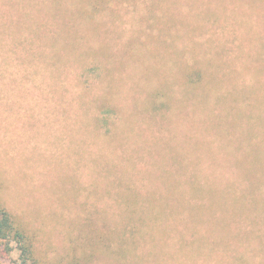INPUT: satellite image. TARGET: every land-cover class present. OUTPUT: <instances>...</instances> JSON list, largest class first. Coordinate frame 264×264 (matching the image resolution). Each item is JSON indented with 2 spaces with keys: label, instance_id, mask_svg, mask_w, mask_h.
I'll use <instances>...</instances> for the list:
<instances>
[{
  "label": "rangeland",
  "instance_id": "rangeland-1",
  "mask_svg": "<svg viewBox=\"0 0 264 264\" xmlns=\"http://www.w3.org/2000/svg\"><path fill=\"white\" fill-rule=\"evenodd\" d=\"M76 1L0 0V204L32 236L33 264H264V223L123 198L125 184L143 195L166 192L149 181L155 164L161 156L171 162L175 146L198 133L186 116L192 95L177 85V107L162 117L146 110V86L173 83L174 74L157 67L160 58L146 45L169 34L180 36L183 62L209 52L224 82L195 90L199 99L231 90L230 72L247 66V99L255 103L264 99V0H165L145 15L134 13L151 0H129L99 14V24H79ZM55 9L60 28L69 24L73 34L61 37L55 21L41 27L39 18ZM160 10L166 27L153 17ZM74 35L76 55L47 39L66 44ZM95 48L101 51L91 56ZM92 62L102 69L87 82L81 74ZM221 105L213 110L229 104ZM103 106L119 116L114 139L94 124ZM245 128L242 122L236 135ZM209 162L201 163L207 174ZM12 256L7 264H23L18 250Z\"/></svg>",
  "mask_w": 264,
  "mask_h": 264
},
{
  "label": "trees",
  "instance_id": "trees-1",
  "mask_svg": "<svg viewBox=\"0 0 264 264\" xmlns=\"http://www.w3.org/2000/svg\"><path fill=\"white\" fill-rule=\"evenodd\" d=\"M76 2L78 3V21L99 24L97 22L99 14L112 13L120 7L119 3L128 4L131 1L77 0ZM159 2H165V0H151L150 7L134 14H150L155 10L152 9L154 3ZM58 10L55 9L54 12ZM54 12L45 19L39 18L42 22L41 27L46 26L44 28L46 29L50 27L53 21L57 23L56 19L61 11ZM160 12L162 14H155L153 17L160 16L159 22L166 27L167 24L163 20L165 13L162 10ZM37 13L40 15L42 12L37 11ZM27 17L34 19V16L30 14ZM104 25H100V27ZM56 27L60 28L58 23ZM72 31L75 32L76 30H73L71 25L65 24L60 28V36L65 35L66 37ZM179 38L180 36L169 34H166V38L154 35L151 38L152 44L146 45L150 51L153 49V55L156 54L160 58L159 63L161 64L157 67H160L163 73L164 70L167 72V69L174 70L173 76H169L173 83L163 80L161 85L154 83L152 87L146 86L148 88L146 110L153 113L152 115L162 117L169 110H172L174 104L177 107L178 100L175 98L176 90L174 89V86L177 85L184 92L192 95L191 98L186 99L189 103V106H185L186 116L198 133H189V136H186L184 143H182L183 146H175L176 153L170 156L171 162H166L165 158L161 156L162 167L155 164L157 173L151 174L148 177L149 181L154 188H158L157 182L160 181L166 192L152 191L143 195L136 189H132L129 184H121L127 191L123 198L125 202L129 203L142 199L148 200L153 205L164 207H172L177 202V205L183 208H191L202 215H214L220 210L222 212L221 220L229 218L236 221V219H240L253 224H263L264 99L253 97L255 103L247 99L252 89L245 82L249 70L247 66L230 70V73L233 74L231 90L223 95H206L199 99L194 95L196 91H199V88L209 84L220 86L224 79L217 77L213 72V63L206 49L203 52H198L199 59L195 61L188 59L183 62L182 58L187 52L181 51L183 50L182 45L178 48L179 50L175 48ZM47 39L51 46L62 45L70 54L73 52L76 55L80 49L78 43L73 46V42L77 41L75 35L73 40L66 44L50 37ZM206 42H210V40ZM201 47L204 46L197 45V49ZM100 51L101 49L95 48L91 50L90 55L96 56ZM56 54L62 55L60 51ZM174 58H176L172 64L174 67H171L167 62ZM177 58L180 62L177 61ZM65 60L69 61L68 58ZM101 69V66L92 62L85 68L81 78H85L86 81L89 77L94 79L93 75L99 74ZM149 78L151 79V76L147 74V81ZM261 88L260 91L263 93L264 83H261ZM225 102L229 104L227 110L223 112L220 110L218 113L213 110V108L222 107L221 104ZM104 107L100 108L97 115L95 114L94 124L96 122L97 127L103 129L104 135L108 134L110 139H114L116 132L113 127L118 122L119 116L116 115L117 111L113 107L105 109ZM242 122L246 124L244 133L236 135L235 131ZM200 137L203 140H200ZM205 158L212 161L209 162L214 167L211 174L203 172L201 163ZM184 172L189 173L184 175ZM23 229L16 218L0 204V264L11 262L15 250L19 251L20 260L23 264H33L34 241L32 236H28ZM241 264L248 263L244 261Z\"/></svg>",
  "mask_w": 264,
  "mask_h": 264
}]
</instances>
